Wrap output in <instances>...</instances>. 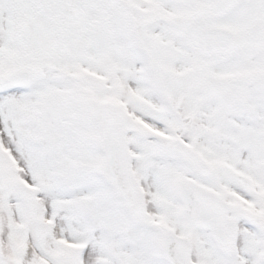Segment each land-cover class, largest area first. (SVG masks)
Listing matches in <instances>:
<instances>
[{
	"label": "snow or ice",
	"instance_id": "1",
	"mask_svg": "<svg viewBox=\"0 0 264 264\" xmlns=\"http://www.w3.org/2000/svg\"><path fill=\"white\" fill-rule=\"evenodd\" d=\"M0 264H264V0H0Z\"/></svg>",
	"mask_w": 264,
	"mask_h": 264
}]
</instances>
